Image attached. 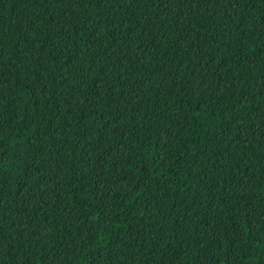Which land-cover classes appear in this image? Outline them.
Returning a JSON list of instances; mask_svg holds the SVG:
<instances>
[{"label":"trees","instance_id":"trees-1","mask_svg":"<svg viewBox=\"0 0 264 264\" xmlns=\"http://www.w3.org/2000/svg\"><path fill=\"white\" fill-rule=\"evenodd\" d=\"M0 264H264V0H0Z\"/></svg>","mask_w":264,"mask_h":264}]
</instances>
